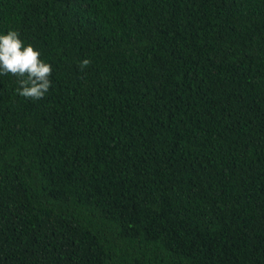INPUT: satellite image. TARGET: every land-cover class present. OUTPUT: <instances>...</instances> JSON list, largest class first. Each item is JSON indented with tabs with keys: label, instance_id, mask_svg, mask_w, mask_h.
<instances>
[{
	"label": "trees",
	"instance_id": "16d2710c",
	"mask_svg": "<svg viewBox=\"0 0 264 264\" xmlns=\"http://www.w3.org/2000/svg\"><path fill=\"white\" fill-rule=\"evenodd\" d=\"M9 28L52 84L0 75V264H264V0H0Z\"/></svg>",
	"mask_w": 264,
	"mask_h": 264
},
{
	"label": "clouds",
	"instance_id": "9594fccd",
	"mask_svg": "<svg viewBox=\"0 0 264 264\" xmlns=\"http://www.w3.org/2000/svg\"><path fill=\"white\" fill-rule=\"evenodd\" d=\"M51 72V62L42 58L34 44L25 42L17 29L0 30V75L11 73L21 77L17 88L20 96L42 98L51 87Z\"/></svg>",
	"mask_w": 264,
	"mask_h": 264
}]
</instances>
